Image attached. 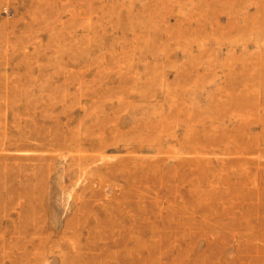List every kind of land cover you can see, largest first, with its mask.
Segmentation results:
<instances>
[{"label": "rangeland", "instance_id": "obj_1", "mask_svg": "<svg viewBox=\"0 0 264 264\" xmlns=\"http://www.w3.org/2000/svg\"><path fill=\"white\" fill-rule=\"evenodd\" d=\"M0 264H264V0H0Z\"/></svg>", "mask_w": 264, "mask_h": 264}]
</instances>
